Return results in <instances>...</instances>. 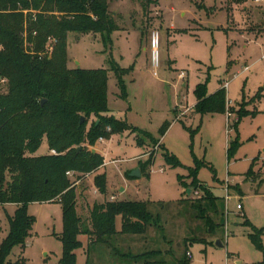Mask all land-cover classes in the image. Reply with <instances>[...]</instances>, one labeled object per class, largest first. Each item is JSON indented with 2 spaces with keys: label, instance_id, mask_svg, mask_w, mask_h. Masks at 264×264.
<instances>
[{
  "label": "rangeland",
  "instance_id": "rangeland-1",
  "mask_svg": "<svg viewBox=\"0 0 264 264\" xmlns=\"http://www.w3.org/2000/svg\"><path fill=\"white\" fill-rule=\"evenodd\" d=\"M144 1L108 0L109 12L119 27L109 36L68 33L66 38L68 69L108 71L106 116L156 141L123 131L87 144V150L102 156V165L93 173L69 171L76 188L77 214L84 226H89L93 204L110 196H115L114 201H149L151 211L159 213L162 230L151 227L142 236L120 237L117 247L122 252L159 251L158 258L168 264H175L186 253L191 255H187L189 264H263L264 0L238 4L227 0H156L145 8ZM153 34L158 35L156 69L151 67ZM54 43L47 42L46 54H52ZM112 67L123 70L124 93ZM206 80L208 95L228 82L225 113L201 117L192 112L193 89ZM7 93L8 82L0 77V96ZM239 111L248 115L238 123ZM97 121L91 116L87 129ZM165 122L171 125L162 136L159 131ZM137 134L141 147L136 143ZM234 141L239 145L228 159L227 148ZM162 147L182 166L166 163ZM52 152L55 154L43 139L36 156ZM152 154L153 163L145 165ZM196 160L205 164L197 179L223 199L217 215L210 213L216 223H222L213 233L195 217L190 203H180L202 194L183 185L190 183L188 169L195 167ZM252 164L253 176L247 177ZM135 170L140 176L130 177ZM101 174L106 176L104 196L94 185L95 176ZM237 186L241 194L236 192ZM16 208L0 206V240L7 235L8 218ZM26 208L35 223L26 245L15 247L8 259L59 264L62 245L58 237L63 230L60 205L29 203ZM254 230H262V251L249 239ZM79 239L83 249L76 251L77 264H86L87 257L89 264H140L115 257L105 248L88 253L87 237ZM217 241L221 247L216 246Z\"/></svg>",
  "mask_w": 264,
  "mask_h": 264
},
{
  "label": "trees",
  "instance_id": "trees-1",
  "mask_svg": "<svg viewBox=\"0 0 264 264\" xmlns=\"http://www.w3.org/2000/svg\"><path fill=\"white\" fill-rule=\"evenodd\" d=\"M243 1L227 0L230 4ZM154 3L157 1L145 0L143 7ZM118 29L109 12L108 0H0V77L8 82V93L0 96V206L17 207L8 218L7 235L0 240V264H25L23 258L15 262L8 258L15 247L23 248L30 237L35 220L27 213L29 203H58L61 207L63 230L58 237L62 245L59 264H77L76 251L83 249L79 239L82 236L88 239V253L93 248H105L115 257L133 263L168 264L158 258L159 251L132 254L117 247L122 236H142L151 227L162 230L159 213L151 211L152 203L110 200L94 203L89 212V226H84L76 210V188L66 175L69 171L93 173L102 165V156L86 148L98 137L109 138L123 131L141 133L123 121L106 116V69L67 67L68 33L109 36ZM49 40L55 42L50 55L45 52ZM112 70L124 93L123 70L116 67ZM193 95V113L202 117L226 112L224 88L208 95L206 80L194 87ZM247 115L239 111L238 123ZM91 116L98 121L87 129ZM81 117L84 118L82 122ZM170 125L165 122L159 134L163 136ZM141 134L150 142H156L149 134ZM138 136L136 143L141 147L143 144ZM43 139L49 151L55 154L36 156ZM238 145L237 141L229 144L228 159ZM162 149L166 163L182 166L165 147ZM154 156L152 154L145 165L153 163ZM203 166L204 163L196 160L195 167L188 169L190 183H183L186 189L200 190L202 194L180 203H190L195 217L203 221L207 232L213 233L222 223H216L210 213L217 215L223 199L214 196L197 179L198 170ZM252 167L253 164L247 177L253 176ZM94 185L101 195H106L104 174L95 176ZM236 192L242 193L238 186ZM117 219L120 220L119 230L116 229ZM254 232L249 239L262 251V230ZM88 259L86 264H89ZM189 263L185 255L175 264Z\"/></svg>",
  "mask_w": 264,
  "mask_h": 264
},
{
  "label": "built area",
  "instance_id": "built-area-1",
  "mask_svg": "<svg viewBox=\"0 0 264 264\" xmlns=\"http://www.w3.org/2000/svg\"><path fill=\"white\" fill-rule=\"evenodd\" d=\"M156 35V36H155ZM54 42V41H53ZM151 47L153 48V53L151 55V62H152V65L151 67L153 69H156L158 67V53H157V48H158V35L157 34H153L152 35V39H151ZM153 75H156V73L154 72ZM179 77L182 78L184 77V74L181 73L179 74ZM228 86V82H225L221 87L224 88L226 90ZM102 139V138H101ZM54 154V152H52ZM66 175L69 177L70 176V172H67ZM227 192V190H226ZM229 197L228 194H226V199ZM110 201H114V197H111L110 198ZM237 209L238 210H241L242 209V206L241 204H238L237 205ZM188 257H191V255L189 253H187Z\"/></svg>",
  "mask_w": 264,
  "mask_h": 264
},
{
  "label": "water",
  "instance_id": "water-1",
  "mask_svg": "<svg viewBox=\"0 0 264 264\" xmlns=\"http://www.w3.org/2000/svg\"><path fill=\"white\" fill-rule=\"evenodd\" d=\"M83 119L84 118L81 117L80 121L82 122ZM139 176H140V172L138 170H135V171L131 172V174H130V177H139ZM120 192H122V190H120ZM189 193H190V190H187V194H189ZM216 246L221 247V244L217 241Z\"/></svg>",
  "mask_w": 264,
  "mask_h": 264
},
{
  "label": "crops",
  "instance_id": "crops-1",
  "mask_svg": "<svg viewBox=\"0 0 264 264\" xmlns=\"http://www.w3.org/2000/svg\"><path fill=\"white\" fill-rule=\"evenodd\" d=\"M221 86H222V85H221ZM194 105H195V102H194L193 106H194ZM193 106H192V107H193ZM187 110H188V109H187ZM191 110H192V108H191ZM182 116H183V115H182ZM102 155H103V154H102ZM120 190H122V192H123V188H120V189H119V192H120ZM111 197H114V199H115V196H110V197L107 198V200H110ZM119 222H120V220L117 219V221H116V229H117V230L120 229V226H119L120 223H119Z\"/></svg>",
  "mask_w": 264,
  "mask_h": 264
}]
</instances>
